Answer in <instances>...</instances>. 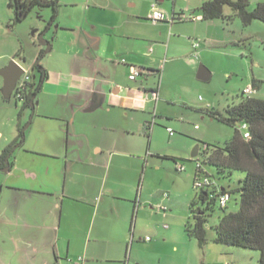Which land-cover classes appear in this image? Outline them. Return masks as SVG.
<instances>
[{"label":"crops","instance_id":"crops-1","mask_svg":"<svg viewBox=\"0 0 264 264\" xmlns=\"http://www.w3.org/2000/svg\"><path fill=\"white\" fill-rule=\"evenodd\" d=\"M58 3L61 20L58 16L47 27L48 37L42 35L52 38L53 46L52 42H44L46 48L31 44L34 53L29 59L23 32L17 27L20 23H13L8 0H0V70L10 61L23 70V63L29 62L32 68L44 50L42 64L61 44L55 65L48 60L42 64L46 77L33 112L24 109L18 117L19 112L10 110L1 94L0 76V152L28 121L12 166L1 171L0 264H142L135 234L153 249L159 242L152 244L151 238L145 241L148 236L141 237L148 232L143 230L144 222L149 221L150 232L157 236L160 222L154 216L163 225L169 217L164 198L146 197L153 196L146 190L153 178L154 156L145 148L149 139L145 126L160 97L159 84L154 87L148 82L160 73L154 64L169 54L178 21L173 20V11L163 21L149 23L152 5L148 0L146 9L144 2L126 0V7L134 12L124 11L120 0ZM138 3L140 9H136ZM50 15L48 9L44 25ZM41 29L29 36L39 35ZM198 42L191 44L189 55H172L169 60L184 58L195 64L198 49L204 50L201 44L193 47ZM134 69L144 73L130 80ZM205 108L209 105L200 109ZM4 119L10 124L6 134ZM157 193L169 198L163 189Z\"/></svg>","mask_w":264,"mask_h":264},{"label":"rangeland","instance_id":"rangeland-1","mask_svg":"<svg viewBox=\"0 0 264 264\" xmlns=\"http://www.w3.org/2000/svg\"><path fill=\"white\" fill-rule=\"evenodd\" d=\"M120 1L124 11L134 12V8L126 7V0ZM139 1L144 2V4L142 3L143 9H146L145 2L147 0ZM203 1L164 0L158 3L157 0H148L151 5L156 4L157 9L164 14L165 18L170 17L173 11L176 18L178 15L183 17L181 21L176 22L175 38L169 54L162 56L154 64L156 68L154 70H159L160 73L151 76L148 82L150 86L154 87L159 84L160 97L156 105L152 107L151 114H147L150 130L146 129L149 139L145 141V148H148V152H152L154 156V170L151 172L153 174L152 180L150 179L151 186L146 190L147 194L153 196L146 197L164 198L165 206L169 209L167 210L169 217L164 221L167 225H164L169 229L165 230L163 221L158 219L159 216H154V220L160 222L155 223L159 228L156 227L157 236H155L149 230L151 228L149 221L144 222L143 230L146 229L148 232L141 237L148 236L152 239V244L156 240L159 243L152 249L151 246H148L149 243L139 241V235L135 234L142 264H221L224 261L226 264H256L259 258L257 251L218 245L213 242V227L219 223L220 218L225 214L239 210L237 190L240 187V180L244 178L245 174L234 171L230 177H223L217 173L214 167L203 163L205 155L200 153L196 158H191V153L195 146L200 148L203 144L210 146L209 151L213 149V146H223L233 135L231 127L201 113L200 108L209 105L208 109L222 112L226 106L239 103L242 97L264 100V23L255 20L250 25L244 26L227 6L223 11L225 19L200 21L199 8ZM259 2H264V0H248L247 10H253ZM138 5L136 9H140L141 5ZM149 10L151 11V9ZM63 11L67 14L70 10ZM6 12L5 9L4 13ZM75 13L78 12L75 11ZM189 14L195 15L198 20L192 22L186 20L184 17H189ZM47 16V8L37 7L17 25L23 32L25 50L29 59L31 52L34 53L33 44L46 48L44 42L49 45L52 42V38L48 40L44 38L50 34V32H46L48 22L44 25L42 21ZM58 16V20H61L60 14ZM4 22L6 21L4 20ZM149 23L159 22L149 20ZM31 25L32 29H30ZM38 28H42L41 33L30 37L29 33ZM153 34L158 36V32ZM42 35L44 36L42 37ZM195 41H199L197 46L198 44L204 46V50L198 49L199 57L194 59L195 64H189L184 58L169 60L172 55H182L186 52L189 55L191 44ZM51 45L53 46V42ZM60 45L58 43L55 46L54 54H48L46 60L44 59V64L48 60L51 66L55 65L56 53L61 47ZM23 67L25 75L30 77L35 86L38 81L37 71L31 70L29 62L23 63ZM200 67L209 73L208 80L198 79L197 74ZM6 101L9 103L8 107L11 111L14 110L17 113L20 111L21 101L16 102L13 96ZM3 114L5 115V113ZM2 122L5 125L2 130L6 134L10 124L6 119ZM27 124L28 121L22 129ZM167 128L172 130V136L167 133ZM196 160L202 163V169L213 177L214 182L219 187L225 188L230 194L226 208L220 209L216 206L208 216L205 225L208 241L203 248H200L195 240L188 238L184 232V226L189 218V203L197 194L191 181L196 168ZM177 165L184 166L185 172H177ZM191 171H193L192 178L190 177ZM2 177L3 173L0 172V180ZM162 189L169 193L168 199L167 196H162L159 193L155 195ZM157 202L158 200L154 203ZM139 217L141 218V216ZM167 232L171 236L164 239L161 234ZM131 249L132 246L128 247L127 257H129ZM131 255L135 257L133 253ZM114 264L117 263L114 262Z\"/></svg>","mask_w":264,"mask_h":264},{"label":"trees","instance_id":"trees-1","mask_svg":"<svg viewBox=\"0 0 264 264\" xmlns=\"http://www.w3.org/2000/svg\"><path fill=\"white\" fill-rule=\"evenodd\" d=\"M247 5L248 0H204L199 8L201 20L225 19L223 11L227 6L244 26L250 25L255 20L264 23V2L257 3L251 11L247 10ZM36 7L50 10L47 27L57 20L58 0H8V8L14 16L13 23L22 22ZM182 17L178 15L173 20L181 21ZM184 18L192 21L190 16ZM44 54V50L39 51L31 68L32 71H37L38 81L35 86L31 85L30 81L26 82L18 117L21 110L34 111L35 96L46 77L45 69L41 64ZM12 96L16 99V90ZM200 112L233 129L231 139L223 146H213L211 151L208 144L200 146L198 154L205 155L203 163L214 167L223 177H230L234 171L245 174L237 190L239 210L220 218L219 223L213 227V242L218 245L257 251L259 258L256 264H264V100L242 97L239 103L226 106L222 112L210 109H203ZM242 126H245V129H242ZM145 129L150 130L148 123ZM245 133L248 134L247 137L244 136ZM23 140L24 132L22 126H19L16 138L0 152V172L12 166L13 153L23 144ZM195 163L198 167L195 168L193 189L197 194L189 203V218L184 226V232L188 238L195 240L198 246L203 248L208 241L205 228L207 218L216 206L220 209L226 208L227 203L221 206L219 201L225 195L229 200L230 194L225 188L219 187L213 177L202 169V163L198 160ZM202 172L208 178V183L194 187L195 180Z\"/></svg>","mask_w":264,"mask_h":264},{"label":"built area","instance_id":"built-area-1","mask_svg":"<svg viewBox=\"0 0 264 264\" xmlns=\"http://www.w3.org/2000/svg\"><path fill=\"white\" fill-rule=\"evenodd\" d=\"M151 14L150 16L148 17V19L152 22H160V21H163L164 20V15L163 13L157 9V6L156 4H152L151 6ZM192 21L198 19L196 17H190ZM197 44H193V47L196 48ZM124 62V61H122ZM142 73H144L143 71H139V70H132V73L130 74L129 76V79L130 80H134L137 76L141 75ZM30 79H29V76L28 75H23L17 82L16 84V87H15V90L17 91V96H16V99L19 100L21 98V93L24 92L25 90V87H26V82H29ZM15 90L13 91V93L15 92ZM154 98H156L157 94L154 92L152 93ZM242 129H245V126H242ZM167 132L169 133L170 136H172L173 132L171 129H167ZM247 133L244 134L245 137H247ZM198 167V165H196V168ZM178 172H182L184 170V166L182 165H177V169H176ZM208 183V178L204 175V172H202L198 178L195 180V183H194V187H200L202 186L203 184H207ZM166 196V195H165ZM228 202V196L225 195L223 197L220 198V205L221 206H224L226 203ZM164 227L166 228L167 226L164 225ZM150 238L149 237H146L145 238V241H149ZM79 263L82 261V258H79L78 259Z\"/></svg>","mask_w":264,"mask_h":264},{"label":"water","instance_id":"water-1","mask_svg":"<svg viewBox=\"0 0 264 264\" xmlns=\"http://www.w3.org/2000/svg\"><path fill=\"white\" fill-rule=\"evenodd\" d=\"M203 69H199L198 71V79L200 80H208L209 77L203 75ZM24 75V70L14 61H10V63L4 69L0 70V76L3 78V87L1 89V94L3 98L8 100L13 91L15 90L16 84L18 80ZM25 127L23 128L24 131ZM199 147L195 146L192 153L191 158H195L198 155ZM8 170V168H4L3 171Z\"/></svg>","mask_w":264,"mask_h":264},{"label":"flooded vegetation","instance_id":"flooded-vegetation-1","mask_svg":"<svg viewBox=\"0 0 264 264\" xmlns=\"http://www.w3.org/2000/svg\"><path fill=\"white\" fill-rule=\"evenodd\" d=\"M25 89H26V88H25ZM22 94H23V93H21V96H22ZM17 101H21V98H20L19 100H17ZM21 102H22V101H21Z\"/></svg>","mask_w":264,"mask_h":264},{"label":"clouds","instance_id":"clouds-1","mask_svg":"<svg viewBox=\"0 0 264 264\" xmlns=\"http://www.w3.org/2000/svg\"><path fill=\"white\" fill-rule=\"evenodd\" d=\"M24 75H25V73H24ZM13 94V93H12Z\"/></svg>","mask_w":264,"mask_h":264}]
</instances>
